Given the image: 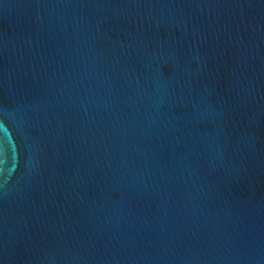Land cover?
<instances>
[{
  "label": "water",
  "instance_id": "95a60500",
  "mask_svg": "<svg viewBox=\"0 0 264 264\" xmlns=\"http://www.w3.org/2000/svg\"><path fill=\"white\" fill-rule=\"evenodd\" d=\"M0 264H264V0H0Z\"/></svg>",
  "mask_w": 264,
  "mask_h": 264
}]
</instances>
